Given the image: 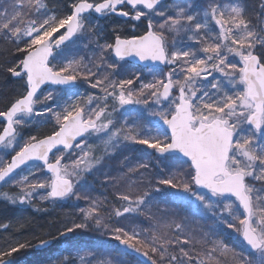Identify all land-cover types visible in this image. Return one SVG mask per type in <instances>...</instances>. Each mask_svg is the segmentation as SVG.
<instances>
[{
    "label": "snow or ice",
    "instance_id": "6c2138e0",
    "mask_svg": "<svg viewBox=\"0 0 264 264\" xmlns=\"http://www.w3.org/2000/svg\"><path fill=\"white\" fill-rule=\"evenodd\" d=\"M67 7L70 13L60 16L47 0H0V77L16 78L23 89L0 108V147L11 149L10 159L0 156V182H15L19 189L4 199L31 205L38 195L41 202L85 199L91 204L80 185L111 155L93 152L89 139L98 136L113 149L140 145L157 158L179 154L187 166L166 177L152 176L148 163L116 177L105 173L103 183H111L121 202L115 217L146 215L151 221L156 194L171 190L169 196L199 202L214 222L199 235L183 222L160 218L147 230L129 231L118 221H102L89 207L38 242L0 245V264H17L22 250H47L57 242L70 247L52 264H124L82 248L89 232L109 237L144 264H225L219 257L228 252L233 264H264V0H257L253 12L221 0H207L203 7L195 0H70ZM92 13L122 17L133 29L144 25V33L102 42L98 26L89 22ZM181 36L192 46L179 47ZM74 37L92 47V56L54 62ZM129 59L161 65L160 75L147 82L139 74L120 77V65ZM81 82L98 90L86 103L76 97L42 107L56 99L55 91L38 96L43 86ZM132 110L157 118L163 129L117 120L116 113L131 115ZM37 118L50 120V134L18 141L19 126ZM22 166L35 179H18ZM218 225L230 231L222 233ZM9 228L0 224L4 231ZM232 233L255 259L229 245Z\"/></svg>",
    "mask_w": 264,
    "mask_h": 264
},
{
    "label": "trees",
    "instance_id": "16d2710c",
    "mask_svg": "<svg viewBox=\"0 0 264 264\" xmlns=\"http://www.w3.org/2000/svg\"><path fill=\"white\" fill-rule=\"evenodd\" d=\"M47 2L57 15L63 16L70 13V9L67 7L70 0H47ZM206 3L207 0H201L202 5L200 7L206 6ZM221 3L245 6L249 12H253L256 10L257 0H221ZM88 19L90 23L98 26L102 42L111 43L114 41L116 35L130 39L144 33V25L133 29L128 22L119 18L110 17L105 20H99L97 17H89ZM78 41L79 38L75 43ZM85 43L83 41L80 47L75 48H73L74 44H72L65 50L58 52L54 62L62 63L69 56L78 59L91 57L92 47L86 48L84 46ZM160 71V68L143 70L124 63L120 65L118 74L122 78H131L133 75L139 74L141 79L147 82L151 81L154 75H160ZM137 85H133V87H137ZM22 90V86L16 79L7 76L0 77V108H3L8 100L14 99L19 95ZM80 90L85 94V98L87 95L92 94V89L88 85H81ZM135 114L137 112H131L130 116L134 118ZM117 117L119 121L123 118L120 114ZM135 118L139 119V116L137 115ZM152 118L154 117L148 116L146 120L143 117L140 119V123L146 124V126L149 123L154 124ZM157 128L162 130L163 126H157ZM51 130L52 124L50 120L40 119L37 125L22 131V138L26 140L30 135H37L43 138L47 134H50ZM1 132L2 128H0V134ZM144 148L145 146L140 145L125 147L117 152L115 156L106 159L104 167L99 168L95 171L94 175L88 177L80 188L82 194L91 197V204L85 199L79 200L78 204L74 206H71V203L63 205L60 202H56L54 208L44 207L47 211H36V208L39 206L35 203L23 207L0 200V224L8 223L10 225L8 231L0 229V245L5 244L7 241L38 242V237L44 236L49 232H54L56 227L60 226L69 216H80L81 209L89 207L92 208L95 215L101 217L102 221H107L110 225L118 221L119 226L125 227L129 231L147 230L156 223L155 218H160L166 222L172 220L183 222L188 231H195L197 235L200 234L201 230L210 228L212 222H214V218H204L197 213L192 204L179 202L173 196H169L168 192L171 190H165L161 194H156V199L151 208L154 219L151 221L147 219L146 215H131L127 216V218L115 217V210L121 202L116 199V189L111 186V183H103L105 173L116 177L140 163H148L151 166L150 174L152 176L166 177L177 169L182 171L187 167L183 160L177 156L157 158L154 154L147 153ZM181 165H183V169L180 168ZM43 174L45 176V173ZM32 179H35V177ZM125 190L124 188L120 189V191ZM161 209H165L166 211H161ZM218 227L222 233L230 231L226 230L223 225H218ZM82 238L81 247L97 251L102 255L104 260L121 259L124 261V264H144L134 256L127 254L116 242L111 241L109 237L98 232H89ZM229 245L234 246L237 251H243L244 254H248L253 258L247 246L235 233H232L230 236ZM69 247L68 243L57 242L50 249L43 252H36L34 249L22 250L21 253L16 254L17 264H52L54 259L60 257L61 253ZM219 259L224 261L225 264H233V254L231 252L220 256Z\"/></svg>",
    "mask_w": 264,
    "mask_h": 264
},
{
    "label": "rangeland",
    "instance_id": "374dc122",
    "mask_svg": "<svg viewBox=\"0 0 264 264\" xmlns=\"http://www.w3.org/2000/svg\"><path fill=\"white\" fill-rule=\"evenodd\" d=\"M184 2H185V3H188L189 0H184ZM195 3H196L198 6H201V5H202V4H201V0H195ZM212 27H213V31H214V32H215V31H218V29H216L214 25H213ZM177 40L180 42V43H179V47H181V48H187V47H189V46H192L191 43L187 40V37H186V36L177 37ZM83 41H84L83 38L79 37V41L73 45V48H75V47H80V46L82 45ZM81 85L83 86L84 83H81ZM86 85H87V84H85V86H86ZM226 87H227V85H226ZM49 91H53V90H46L44 93H42V95H43V94H46V93L49 92ZM55 92H56V91H55ZM91 92H92V94H95V93L98 92V90H97V89H92ZM76 97L81 98V102L86 103L85 94L83 93L82 90H79V91H76V92H74V93H70V94H67V93H65V92H56V99H54V100L51 102L50 105H53V104H55V105L63 104L66 100H69V99H71V98L74 99V98H76ZM50 105L42 106V107H49ZM134 112H137V114H135V117L138 115V116H139V119H138V118H135V117H134V118L131 117L128 113H123V114H121V113H116L115 115H116L117 120H118V117H117V116H118L119 114L122 115L123 118L121 119L120 122H121V123H124L125 120H126L128 124H132L134 121L140 123V122H141V121H140L141 118L145 117L146 120H147V117L149 116V114H148L147 112H140V111H137V110H132V113H134ZM39 120H40V119L37 118L36 121H33V122L29 121L30 124H28L27 126H19V127L21 128V133H20V136L17 137V140H18V141H22V140H23V138H22V135H23V134H22V131H23L24 129H28V128L34 127L35 125H37V123L39 122ZM131 120H132V121H131ZM152 120H153V122H154V124H152L154 127H157V126L162 127V125L160 124V121H159L157 118L154 117V118H152ZM145 126H146V124H145ZM105 140H106V138H105ZM89 144L93 146V152H94L95 154H97V155H101V154H103V153L105 152V150H107L108 153L111 154L110 157L115 156V154H116L117 152H119L120 150H122V149L125 148V146H121V147H119V148L113 149V148L111 147V144L106 143L105 141L100 140L98 136H92V137L89 139ZM132 146H133V145H132ZM144 150H145L147 153H149V154H154V150L147 149L146 147L144 148ZM10 151H11V149H7V150L2 149L1 152H0V156H3V157L5 158V160H7L8 156L6 155V152H10ZM110 157H108V158H110ZM108 158H107V159H108ZM86 161H87V158H86ZM86 161H82V166H87ZM24 175H29V171H28V169H25V170L21 173V176L18 177V179L22 178V176H24ZM38 175H39L41 178L44 177V176H43V175H44L43 173H38ZM89 176H92V175L90 174ZM29 178L32 179V178H34V177H32V176L29 175ZM84 183H85V181L82 182L80 186H83ZM18 191H19V189H18L17 187H15V182H13L12 185H7L6 187H4L3 189L0 190V200H1V201H4V202H9V201H7V200L4 199V194L7 193L8 196H13V197H14V196L17 195V192H18ZM39 191L42 192L43 190H39ZM177 200H178L179 202H182V203H189V204H192L193 208H194V209L197 211V213H198L199 215H201L202 217H204V218H205V217H206V218H213V217L210 216V214H207V213L205 212V210L201 207V205L199 204V202L195 201L193 198H191V197H186V196H185L183 199H177ZM9 203H10V202H9ZM34 203H35L37 206H39V207H51V208H54V207H55V203H52L51 201H43V202H41V201L39 200V198H38V195H34L31 205L34 204ZM62 203H63V205H64V204H69V203H71V206H74V205H77V204H78V201H71V202L64 201V202H62ZM17 205H18V204H17ZM21 206H26V204H25V205H21ZM241 240H242V239H241ZM252 255H253V259H255L256 254H252Z\"/></svg>",
    "mask_w": 264,
    "mask_h": 264
},
{
    "label": "water",
    "instance_id": "95a60500",
    "mask_svg": "<svg viewBox=\"0 0 264 264\" xmlns=\"http://www.w3.org/2000/svg\"><path fill=\"white\" fill-rule=\"evenodd\" d=\"M170 1H172V0H169V2ZM89 15H91V14H89ZM97 16H99L98 14H96ZM99 17H102V16H99ZM117 17H119V16H117ZM120 18H122V17H120ZM124 19V18H123ZM76 37H74L73 38V40L75 39ZM72 40V41H73ZM72 41H70V42H68V44H66L63 48H65L67 45H69ZM62 48V49H63ZM60 51V50H59ZM126 62H128V63H130V64H133V65H135V66H138V67H141V68H144V69H151V68H155V67H157V68H162V66L161 65H151V64H144V63H142V62H138V61H136L135 59H129V60H127ZM47 87H55V86H51V85H45V86H43L42 88H41V90H40V92L39 93H41L45 88H47ZM77 87V84H75V85H69V86H63L62 87V89H75ZM38 93V94H39ZM2 134V133H1ZM2 147H0V149H1ZM172 155H176V156H178V157H180L181 159H183L181 156H179V154H169L168 156H172ZM161 158H163V157H161ZM30 164H33V163H39V162H29ZM26 166H22V168H25ZM20 170H18V172H19ZM3 184H2V182H0V187L2 186ZM51 248V247H50ZM49 248V249H50ZM48 250V249H47ZM35 251L36 252H43V251H46V250H39V249H35ZM133 255H136V254H134V253H132ZM138 256V255H137ZM138 258L141 260V261H143V258L142 257H140V256H138ZM144 262V261H143Z\"/></svg>",
    "mask_w": 264,
    "mask_h": 264
}]
</instances>
